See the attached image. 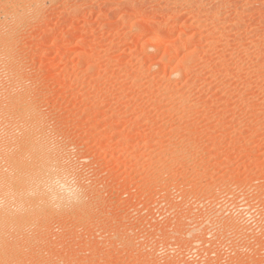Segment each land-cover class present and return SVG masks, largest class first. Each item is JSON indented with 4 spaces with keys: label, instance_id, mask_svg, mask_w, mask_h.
<instances>
[{
    "label": "rangeland",
    "instance_id": "1",
    "mask_svg": "<svg viewBox=\"0 0 264 264\" xmlns=\"http://www.w3.org/2000/svg\"><path fill=\"white\" fill-rule=\"evenodd\" d=\"M1 200L0 264H264V0H0Z\"/></svg>",
    "mask_w": 264,
    "mask_h": 264
},
{
    "label": "bare ground",
    "instance_id": "2",
    "mask_svg": "<svg viewBox=\"0 0 264 264\" xmlns=\"http://www.w3.org/2000/svg\"><path fill=\"white\" fill-rule=\"evenodd\" d=\"M28 137H29V135H28ZM27 141H28V143L25 142L27 144L26 151H27V153L32 155V157H31L32 160L29 162H25V164H23V170H24L23 172L24 173H23V175H21L19 177L18 181L21 184H25L26 187L28 186L29 188H31L32 189L31 192L34 191L35 193H37V192L38 193H45L47 195V197L52 198V199H63V200H67V202H69L68 200L79 201L81 199L80 191L72 189L73 185H72L71 179H70L71 175L69 174V172H67V166L65 165V163L62 159L63 157H60L59 155H57L58 153L55 155V153L53 151H51L52 149L50 150L47 147H43V145H41L37 140L31 142L32 140L29 141L27 139ZM24 150H25V148H24ZM4 181H5V184H7L6 187L11 186V184H12L11 179H9V178L4 179L3 182ZM73 181H75V180H73ZM11 187H13V186H11ZM0 202H2V200ZM64 203H66V202L64 201ZM16 210H18V209H16Z\"/></svg>",
    "mask_w": 264,
    "mask_h": 264
}]
</instances>
